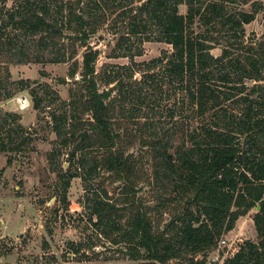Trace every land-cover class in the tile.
Returning <instances> with one entry per match:
<instances>
[{"label": "trees", "instance_id": "16d2710c", "mask_svg": "<svg viewBox=\"0 0 264 264\" xmlns=\"http://www.w3.org/2000/svg\"><path fill=\"white\" fill-rule=\"evenodd\" d=\"M231 1L14 0L9 9L0 6V61L61 62L75 55L78 44L87 46L82 56L81 84L71 92V103L76 110L90 113L86 125L92 134L82 146L71 149L69 156L74 160L76 150L85 146H96L102 151L91 160L81 155L75 168L64 173L67 176L64 188L71 178L81 177L84 188L92 189L88 177L96 176L102 168L121 180V194L131 195L132 200H128L129 207L120 208L123 212L120 215L114 203L98 198L94 190L86 198L90 214L97 217L102 233L114 243H123L128 256L140 261L132 264H167L184 251L195 256L213 248L233 229L238 217L253 207H257L252 219L258 240L236 244L227 251L221 264H264V96L261 93L237 114L233 104L236 100L245 104L246 100L236 99L232 87L239 84L243 92L245 78L260 80L264 59L248 55L252 47L235 59L227 47L220 55L211 53L215 41L218 42L217 32L242 35L245 25L255 17L248 12L231 16L226 9ZM180 5H186L185 14L180 13ZM196 18L208 26L205 32H194L192 25ZM107 22L114 41L109 56L130 59L129 64L111 65V71H100L99 77L106 84L116 82L119 86L117 96L108 100L112 89L100 91L95 79L99 51L88 47L91 35ZM67 30L70 55L59 43ZM145 41L165 42L172 51H162L160 56L146 62L134 61ZM259 47L260 56L264 57V41ZM135 71L143 72L137 81L140 92L149 79L160 77L173 89L178 86L181 94V121H174L178 127L165 129L161 134L154 131L147 134L139 129L141 144L152 149L155 173L167 179L176 197L183 199L181 209L162 228L153 225L143 206L134 201L135 164L118 146L121 133L114 129L115 110L134 93L127 89L120 75L125 74L130 80ZM74 72L75 69L70 74ZM259 88L263 91L257 85L251 90ZM39 104L36 101L34 107ZM170 112V119H174L176 111ZM10 116L17 119V115L5 113L3 121L7 122ZM54 119L56 133L65 138L62 145L74 139L83 126L75 121L66 131V115ZM177 137L181 139L178 143ZM27 143L23 138L20 145ZM4 146L0 138V148ZM194 264L206 262L197 260Z\"/></svg>", "mask_w": 264, "mask_h": 264}, {"label": "rangeland", "instance_id": "374dc122", "mask_svg": "<svg viewBox=\"0 0 264 264\" xmlns=\"http://www.w3.org/2000/svg\"><path fill=\"white\" fill-rule=\"evenodd\" d=\"M13 3L14 0H0V6L3 5L5 9H9ZM226 7L231 16L248 12L255 17L245 25L242 35L235 37L232 36V31L229 34L217 32L218 42L215 41L211 53L220 55L223 48L227 47L231 51L230 56L235 59L236 55H245L247 48L252 47L248 55L264 59L259 50L260 43L264 41V0H232ZM186 10V5H180V13L185 14ZM103 25L91 35L88 47L99 51L95 63V79L100 91L112 89L108 100L117 96L119 86L116 82L106 84L99 77L100 71L109 72L111 65L129 64L130 59L125 56H109L114 45L113 35L107 28L108 22ZM192 27L197 33L205 32L208 26L196 18ZM63 34L59 43L67 51L66 55H70V31ZM76 48L73 57L61 62L0 61V138L5 145L0 148V264L140 262L128 256L123 243H114L102 233L100 224L96 223L97 217L91 216L88 208L90 202H87L86 196L90 197L92 190L97 193L98 198L114 203L118 215L123 213L121 207H129L131 195L121 194L122 182L114 173L98 169L96 176L88 177L87 183L92 189L84 188L81 177L71 178L69 186L64 188L67 179L64 173L75 168L81 155L91 160L102 151L96 146H85L76 150L74 160L69 156L71 149L82 146L92 134V130L86 125V121L91 119L90 113L76 110L71 103V92L81 84L82 56L87 46L78 44ZM162 51L171 52L172 48L165 42L145 41L141 44V54L135 55L133 60L146 62L160 56ZM73 69L75 72L71 75ZM142 73L135 71L130 80H127L125 74L120 75L127 89L134 93L121 102L117 107L120 110H115L114 129L121 133L118 146H121L125 154L130 155V160L135 164L137 178H133L136 184L134 201L143 206L153 225L159 224L162 228L181 209L183 199L176 197L167 179H162L160 173H155L152 149L141 144L139 129L147 134L150 131L161 134L163 130H170L175 126L174 121H181V94L178 86L175 85L173 89L166 79L160 77L149 79L140 92L137 81ZM262 75L260 80L245 78L243 92H240L239 84H232L235 98L243 97L246 100L245 104L236 100L233 104L234 112L240 114V110L247 109L250 102L260 97L261 93L264 96V68ZM255 85L262 87L263 91L261 88L252 91ZM19 98L27 99L25 107L19 106ZM36 101H40L38 108L34 107ZM172 109L176 111L174 119L169 117ZM5 113L17 115V119L10 116L4 122ZM62 114L67 117L66 131H69L75 121L83 123L76 137L66 145H62L65 139L63 135H58L54 128V116ZM83 130L88 131L87 135L74 147ZM147 134H144L146 138ZM9 137H13L12 142ZM240 137L243 141L245 135ZM23 138L28 141L26 145H20ZM178 141L181 139L175 138V142ZM17 146L19 147L15 148ZM256 211L257 207H253L240 215L233 229L221 237L224 243L221 239L217 246L200 251L195 256L184 251L181 257L173 258L167 264H194L197 260H204L206 264L214 261L221 264L227 251L236 244L245 240H258L252 219Z\"/></svg>", "mask_w": 264, "mask_h": 264}, {"label": "water", "instance_id": "95a60500", "mask_svg": "<svg viewBox=\"0 0 264 264\" xmlns=\"http://www.w3.org/2000/svg\"><path fill=\"white\" fill-rule=\"evenodd\" d=\"M88 131L87 130H83V132L79 133V140L77 143H75L74 147H76L78 144H80V142L82 141V139L87 135Z\"/></svg>", "mask_w": 264, "mask_h": 264}, {"label": "built area", "instance_id": "2783aa9c", "mask_svg": "<svg viewBox=\"0 0 264 264\" xmlns=\"http://www.w3.org/2000/svg\"><path fill=\"white\" fill-rule=\"evenodd\" d=\"M18 102H19V106L22 107L23 104H27V99L25 98H22V99H18ZM222 243H224V239L221 240Z\"/></svg>", "mask_w": 264, "mask_h": 264}, {"label": "bare ground", "instance_id": "6f19581e", "mask_svg": "<svg viewBox=\"0 0 264 264\" xmlns=\"http://www.w3.org/2000/svg\"><path fill=\"white\" fill-rule=\"evenodd\" d=\"M25 106H26V105H25V104H23V105H22V108H23V107H25Z\"/></svg>", "mask_w": 264, "mask_h": 264}]
</instances>
